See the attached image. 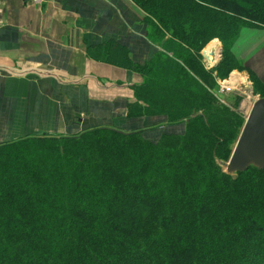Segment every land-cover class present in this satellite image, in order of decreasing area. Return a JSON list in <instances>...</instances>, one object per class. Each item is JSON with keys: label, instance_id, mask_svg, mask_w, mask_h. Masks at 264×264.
Instances as JSON below:
<instances>
[{"label": "trees", "instance_id": "16d2710c", "mask_svg": "<svg viewBox=\"0 0 264 264\" xmlns=\"http://www.w3.org/2000/svg\"><path fill=\"white\" fill-rule=\"evenodd\" d=\"M132 1L160 51L123 63L143 79L131 106L167 119L160 140L103 127L0 145V264H264V170L219 165L245 121L214 92L242 33L264 30V0Z\"/></svg>", "mask_w": 264, "mask_h": 264}, {"label": "crops", "instance_id": "0c3cea01", "mask_svg": "<svg viewBox=\"0 0 264 264\" xmlns=\"http://www.w3.org/2000/svg\"><path fill=\"white\" fill-rule=\"evenodd\" d=\"M145 18L132 0H0V145L164 121L128 116L142 78L117 64L160 51ZM232 53L264 84V30H245Z\"/></svg>", "mask_w": 264, "mask_h": 264}, {"label": "rangeland", "instance_id": "374dc122", "mask_svg": "<svg viewBox=\"0 0 264 264\" xmlns=\"http://www.w3.org/2000/svg\"><path fill=\"white\" fill-rule=\"evenodd\" d=\"M241 37H242V35H241ZM212 44H217L218 45V49H219V55L218 56H219V58H218V60L216 61V63L213 66H210L209 62H208V59H207V56H206V50ZM222 52H223V44L218 39H214L210 43H208L207 46L201 52V55L203 57L204 67L207 70L212 71L219 64V62L222 60V56H223ZM213 53H215V50H213ZM231 53H232V49H231ZM214 56H217V55L215 54ZM236 62H238V66L235 67L234 71H232L231 74L229 75V77L227 79H225V80H221V79L215 77L216 73H213V76L216 78V84H217V87L214 89V92H216L215 95L217 96L220 104L223 105L222 100H224L225 103H226L224 105L230 107V109L232 111H234L237 114H239L244 119V121H246V118L248 117L254 102L257 99H259V98H264L263 97L264 96V90L261 89L260 92H255L254 83H253L254 81H253V79L251 77V74L248 72V70H243L242 65L244 66V64H243V62L241 60L236 59ZM119 64L123 65L121 67L126 68V67H124L125 64H123L122 62H120ZM135 65H138V64H135ZM139 65H143V64H139ZM131 70L136 72L133 68ZM234 74L238 75V80L239 81L237 80V81H235V84L234 83L232 84L230 81H231L232 76ZM241 79H244V81L241 80ZM258 80L261 81L260 79H258ZM260 84L262 86H264V84L262 82H260ZM222 85H226V86L230 87L231 91L229 93H227V94L221 93L220 89L222 88ZM133 90H134V88H133ZM211 92H212V90H211ZM138 112L139 111H137L136 108L132 107L131 105L128 106V116L129 117H131V113H132L133 117H137L135 115ZM153 120H155V119H153ZM165 120H167V119H165ZM157 125L158 124H154V126H150L151 127L150 128L151 131L143 132V136L146 138V140H149L151 142H158L160 140L159 139L160 134L158 133L157 128L155 127ZM178 127L180 129H182L183 126L182 125H178L176 128H178ZM110 128H113V127H110ZM93 129H96V128L86 129L83 132H81V133H79L77 135H73V136H78V135H80V134H82V133H84L86 131L93 130ZM115 129H118V128H115ZM118 130L125 131L126 133H129V132H132V131H136L137 129L136 130H132V129L129 130V128L125 125L123 128H120ZM52 137H55V136H52ZM61 137H63V136H61ZM61 137L56 136V138H58V139H61ZM67 137H72V136H67ZM7 143L9 144V143H12V142H7ZM7 143H3V145L7 144ZM229 160H226V161H223V162H221V161L218 162L219 165L224 169V171L226 173H227V165L226 164L229 162ZM233 175L235 176L236 174L234 173Z\"/></svg>", "mask_w": 264, "mask_h": 264}, {"label": "water", "instance_id": "95a60500", "mask_svg": "<svg viewBox=\"0 0 264 264\" xmlns=\"http://www.w3.org/2000/svg\"><path fill=\"white\" fill-rule=\"evenodd\" d=\"M226 165L229 175L251 166L264 170V98L254 102Z\"/></svg>", "mask_w": 264, "mask_h": 264}, {"label": "bare ground", "instance_id": "6f19581e", "mask_svg": "<svg viewBox=\"0 0 264 264\" xmlns=\"http://www.w3.org/2000/svg\"><path fill=\"white\" fill-rule=\"evenodd\" d=\"M213 50H215V53H213ZM217 55V56H214V55ZM219 49H218V45L217 44H212L211 46L208 47V49L206 50V56H207V59H208V62L212 65H214L216 63V61L218 60L219 58ZM238 80V75L237 74H234L232 76V79H231V83L235 84V81ZM244 81V79H241ZM239 81V80H238Z\"/></svg>", "mask_w": 264, "mask_h": 264}, {"label": "built area", "instance_id": "2783aa9c", "mask_svg": "<svg viewBox=\"0 0 264 264\" xmlns=\"http://www.w3.org/2000/svg\"><path fill=\"white\" fill-rule=\"evenodd\" d=\"M34 2L36 3H39V2H42L43 0H33ZM1 23V21H0ZM210 65V64H209ZM210 66H213V65H210ZM231 91L230 87L226 86V85H222V88L220 89V92L223 93V94H227ZM222 100V99H221ZM222 103L223 104H226L224 100H222Z\"/></svg>", "mask_w": 264, "mask_h": 264}]
</instances>
